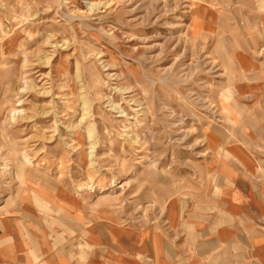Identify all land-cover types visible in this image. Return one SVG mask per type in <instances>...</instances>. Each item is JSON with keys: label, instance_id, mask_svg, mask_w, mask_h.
Returning <instances> with one entry per match:
<instances>
[{"label": "rangeland", "instance_id": "1", "mask_svg": "<svg viewBox=\"0 0 264 264\" xmlns=\"http://www.w3.org/2000/svg\"><path fill=\"white\" fill-rule=\"evenodd\" d=\"M203 6L0 0V213L142 234L165 203L199 201L241 125L224 31Z\"/></svg>", "mask_w": 264, "mask_h": 264}, {"label": "crops", "instance_id": "2", "mask_svg": "<svg viewBox=\"0 0 264 264\" xmlns=\"http://www.w3.org/2000/svg\"><path fill=\"white\" fill-rule=\"evenodd\" d=\"M239 83L240 137L219 142L206 193L165 203L157 231L73 235L28 208L0 213V264H264V0H199ZM54 227V226H53ZM82 232V231H81Z\"/></svg>", "mask_w": 264, "mask_h": 264}, {"label": "bare ground", "instance_id": "3", "mask_svg": "<svg viewBox=\"0 0 264 264\" xmlns=\"http://www.w3.org/2000/svg\"><path fill=\"white\" fill-rule=\"evenodd\" d=\"M86 106H87V104H86V101H85V99L83 100V107L84 108H86ZM83 111H85V109H83ZM23 111H17L16 109H12V111H11V114H13V115H19V116H21V117H23V119H26L27 117H25L24 116V113H22ZM85 119V113L84 114H82V116H81V119H80V123L83 121ZM86 135H87V137H88V139H89V141L91 142V143H93L92 142V139H94V130H93V128H91V127H87L86 128ZM134 140V139H133ZM93 149H94V146H93V144H91V149H90V156H92V154H93Z\"/></svg>", "mask_w": 264, "mask_h": 264}]
</instances>
